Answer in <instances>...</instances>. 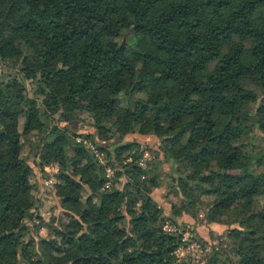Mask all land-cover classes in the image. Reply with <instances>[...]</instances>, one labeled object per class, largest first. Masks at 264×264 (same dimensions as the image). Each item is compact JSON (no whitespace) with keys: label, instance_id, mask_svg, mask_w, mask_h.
I'll use <instances>...</instances> for the list:
<instances>
[{"label":"trees","instance_id":"1","mask_svg":"<svg viewBox=\"0 0 264 264\" xmlns=\"http://www.w3.org/2000/svg\"><path fill=\"white\" fill-rule=\"evenodd\" d=\"M4 17L0 264H181L180 230L199 264H264V0H0Z\"/></svg>","mask_w":264,"mask_h":264},{"label":"rangeland","instance_id":"2","mask_svg":"<svg viewBox=\"0 0 264 264\" xmlns=\"http://www.w3.org/2000/svg\"><path fill=\"white\" fill-rule=\"evenodd\" d=\"M121 41V40H120ZM122 43L124 42V39H122ZM8 66L5 65L4 62L0 61V71L6 70ZM27 89L29 90V84H26ZM71 128L77 132V133H91L93 132L90 128L83 126L82 124H80L79 122H72L70 124ZM250 126L248 124V121L243 120L242 122V131L243 134H248V132L250 131ZM32 136H35L34 134H32ZM126 140L130 141V140H136L139 143H141L143 146H148V147H155V145L157 144L158 140L155 137H146V136H137V135H130L126 137ZM103 145H106L103 143ZM89 146H91L89 144ZM93 147V146H91ZM94 148V147H93ZM97 157L99 159V161L101 163H103V155L102 154H97ZM152 158V153H146L144 155V162L143 165L145 166L146 162ZM29 164L31 166H33V158L29 159ZM163 170H165V166H163ZM34 171L36 173V181H40V182H44L45 184L46 182H48L49 180H47L46 176L47 175L45 169L43 170V174H40V172L38 171L37 168L34 167ZM50 171V170H49ZM46 172V173H45ZM107 172L109 173L110 179L112 178V173H110L108 170ZM232 172L236 173V174H242L243 172V164L240 161H237L233 167H232ZM110 182V181H109ZM165 189L161 188L160 190L155 191L154 194V198L157 201L158 205L160 207H162V209L164 210V214H169V210H170V205L167 203L168 199L165 198ZM43 197H46V192L43 195ZM60 211V208L58 206L57 203V199L55 200H45V202L43 203L42 206H40L39 209V217L42 219V224L40 225V221H36V225L39 226V229H36V232L34 233V236L36 237H43L46 236V229H47V225H52L56 223V213H58ZM221 214L219 213H215L211 216H205L203 213H201V219L204 221L203 224L198 225L197 227V231L198 234L200 235V237L204 238L206 241H211L212 237H216L217 235H221V233L224 230V227H222V225H220L219 223H215V219L218 220L220 218ZM182 221H186V223H194L193 220L190 219L189 216L185 215L182 217ZM190 227L188 225V227L186 226L185 229H188L190 231ZM36 237V238H37ZM200 252H198V255H202V257L205 256V252L200 248L199 249ZM200 256H199V260L198 261H189V258L187 259L189 262L187 264H199L200 261ZM198 259V258H197Z\"/></svg>","mask_w":264,"mask_h":264},{"label":"built area","instance_id":"3","mask_svg":"<svg viewBox=\"0 0 264 264\" xmlns=\"http://www.w3.org/2000/svg\"><path fill=\"white\" fill-rule=\"evenodd\" d=\"M144 159L140 162V165L142 167H144L143 163ZM45 172L47 175H49V177L47 178V180H49L48 182L45 181L43 182V184L47 187H50L51 184L53 183L52 178L50 177V175L52 173H56L57 170L52 168V167H46L44 168ZM50 170V171H49ZM109 171V170H108ZM110 173H112L111 171H109ZM107 177L110 178L109 173H107ZM111 185V181L107 182L105 185V189H107L109 186ZM164 229L168 232H174V229L170 226H165ZM180 235H181V244L180 246L174 251L173 255L174 257L181 263V264H187L190 260L192 261H198L199 260V256L197 253L200 252L199 249V245L192 240L189 232L187 231H182L180 230ZM189 258V261L187 260ZM198 258V259H197Z\"/></svg>","mask_w":264,"mask_h":264},{"label":"water","instance_id":"4","mask_svg":"<svg viewBox=\"0 0 264 264\" xmlns=\"http://www.w3.org/2000/svg\"><path fill=\"white\" fill-rule=\"evenodd\" d=\"M6 21V18L4 17L2 20H0V24L5 22Z\"/></svg>","mask_w":264,"mask_h":264}]
</instances>
